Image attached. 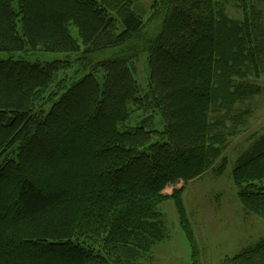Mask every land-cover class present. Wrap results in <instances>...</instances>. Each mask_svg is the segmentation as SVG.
<instances>
[{
	"label": "trees",
	"instance_id": "obj_1",
	"mask_svg": "<svg viewBox=\"0 0 264 264\" xmlns=\"http://www.w3.org/2000/svg\"><path fill=\"white\" fill-rule=\"evenodd\" d=\"M260 2L153 0L144 22L139 0H0V52L68 54L0 59V264H144L168 237V199L194 247L185 183L225 170L264 91ZM156 113L163 130L145 126ZM230 173L242 208L264 217V133ZM223 264H264V239Z\"/></svg>",
	"mask_w": 264,
	"mask_h": 264
},
{
	"label": "rangeland",
	"instance_id": "obj_2",
	"mask_svg": "<svg viewBox=\"0 0 264 264\" xmlns=\"http://www.w3.org/2000/svg\"><path fill=\"white\" fill-rule=\"evenodd\" d=\"M152 1L139 0L140 10L136 12L142 16L144 22L151 16ZM260 5L264 10V0ZM238 10L240 11L239 6L232 2L229 6L230 15L238 17ZM69 30L81 44L76 27L70 25ZM120 31L121 26L118 29ZM67 56L68 54L62 52L33 51L29 48L26 52H0V59L29 62H49ZM146 57V53L140 54L135 70V77L142 91L147 87L149 76ZM83 74L85 72H81L80 77ZM255 83L264 86V67ZM249 105L252 107V115L239 132L229 139L222 154L228 162L225 170L220 175L208 170L201 177L185 183L183 200L188 221L194 231V247L189 245L180 229L173 201L165 200L160 205V210L168 237L152 246L143 258L144 264H223L226 256H233L264 239V217H257L242 208L230 173L237 156L264 133V91L250 98ZM139 112L141 118L148 114ZM154 116L153 122L145 124L146 128L163 130L164 124L159 113ZM127 122L121 128L138 124L133 115ZM183 184L180 181L176 185L167 186L163 192L170 195L173 189L180 188Z\"/></svg>",
	"mask_w": 264,
	"mask_h": 264
}]
</instances>
